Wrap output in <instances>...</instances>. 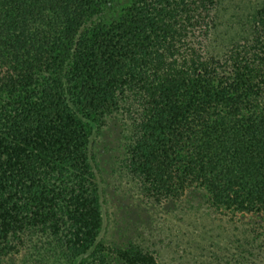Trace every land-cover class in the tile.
Here are the masks:
<instances>
[{"label":"trees","instance_id":"1","mask_svg":"<svg viewBox=\"0 0 264 264\" xmlns=\"http://www.w3.org/2000/svg\"><path fill=\"white\" fill-rule=\"evenodd\" d=\"M112 4L0 0V264L156 263L99 237L111 120L140 199L199 192L242 237L206 264H264V0Z\"/></svg>","mask_w":264,"mask_h":264},{"label":"rangeland","instance_id":"2","mask_svg":"<svg viewBox=\"0 0 264 264\" xmlns=\"http://www.w3.org/2000/svg\"><path fill=\"white\" fill-rule=\"evenodd\" d=\"M128 2L113 0L112 15L118 16ZM118 138V126L111 120L96 145L104 194L99 237L105 243L118 248L136 245L151 252L155 264H206L202 257L211 243L222 246L231 232L242 240L232 225L206 207L199 192L153 205L140 199L119 169ZM256 219L242 216L240 221Z\"/></svg>","mask_w":264,"mask_h":264}]
</instances>
